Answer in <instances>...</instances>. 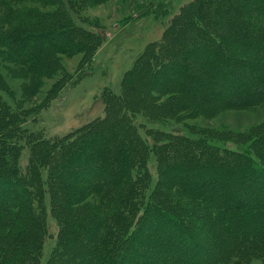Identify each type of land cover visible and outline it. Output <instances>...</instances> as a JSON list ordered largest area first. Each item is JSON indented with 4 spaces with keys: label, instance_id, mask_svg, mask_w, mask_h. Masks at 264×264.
Here are the masks:
<instances>
[{
    "label": "trees",
    "instance_id": "obj_1",
    "mask_svg": "<svg viewBox=\"0 0 264 264\" xmlns=\"http://www.w3.org/2000/svg\"><path fill=\"white\" fill-rule=\"evenodd\" d=\"M25 1L0 0V264H40L47 194L58 230L45 264H264V120L245 131L150 130L152 146L122 105L163 119L258 111L264 0H194L171 24L180 61H170L168 29L142 54L139 82L105 96L104 116L56 137L26 126L35 112L4 97L13 88L3 69L39 85L88 33L74 20L81 0H36L51 11ZM147 73L155 82L143 86Z\"/></svg>",
    "mask_w": 264,
    "mask_h": 264
},
{
    "label": "rangeland",
    "instance_id": "obj_2",
    "mask_svg": "<svg viewBox=\"0 0 264 264\" xmlns=\"http://www.w3.org/2000/svg\"><path fill=\"white\" fill-rule=\"evenodd\" d=\"M193 1H78L74 20L88 32L79 38V46L77 45V47L66 53L59 52L50 74L35 77L36 81L39 79L41 82L39 85H33L34 88H30L32 81L29 76L23 73L11 74L8 70L3 69L5 80H9V87L13 88V96L3 92L4 97L7 98L15 110L18 106L34 110L35 113L32 112L33 116L29 118L26 126L31 130H42L48 137L64 135L97 117L104 116L108 104L105 101V96L112 92L120 94L123 86L126 88L132 83L139 82L144 61L142 54L151 44L161 43L168 29H171L172 32L169 40L175 43L169 55L174 59L170 61L173 63L175 59H179L176 53L181 54L185 49L181 48L180 44L179 46L176 44L175 31H172L171 24L174 18L187 11L186 9L191 6L190 3ZM19 5H37L46 11L53 10V7L44 6L36 0H28L19 3ZM244 30L247 31V29ZM183 31L187 32L185 37L188 38L189 29L187 25L183 26ZM63 38L64 35L51 36V41L56 46H60L64 41ZM39 41L41 42V39L32 40L36 44H39ZM159 48L163 52L164 48L160 46ZM202 48L204 49V47ZM186 51L189 52V50ZM212 52L214 53L213 49L210 48V53ZM204 54L208 56L209 51ZM175 64L178 65L179 62L176 61ZM84 65H86L85 71L87 72L85 74H83ZM151 81L155 82L154 76L152 77V74L147 73L142 81L143 86L150 85ZM163 81L167 80L163 79ZM154 88V92H156L158 89L155 85ZM48 93L50 94L48 95ZM159 96L155 99L165 98ZM123 104L128 107L130 118L134 122L141 123V121H144L140 124L139 131L149 140L152 146L155 141L153 136L148 134L150 130H159V132L163 131L165 133L184 131L185 134H190L191 129L189 126L195 125L198 127L231 128L245 131L253 124L264 120V106L259 107L258 111L252 109L224 110L218 112L212 118L204 116L191 118L187 116L183 119H163V116L159 117L153 109L146 108L143 103L134 105L129 99L125 98L124 100L122 98ZM161 137L164 138L162 135ZM155 158L152 155L149 163L155 161ZM151 163L155 164V162ZM101 168L103 169L104 166ZM152 173L156 178L157 174L154 168H152ZM14 191L18 193L20 190L16 188ZM44 201L47 205L50 233L45 237L42 246L40 264L46 263L56 242L58 230V223L51 213L50 196L48 194L45 196Z\"/></svg>",
    "mask_w": 264,
    "mask_h": 264
}]
</instances>
